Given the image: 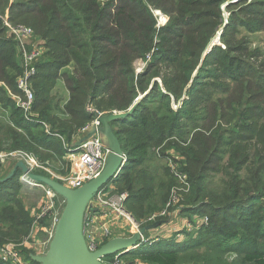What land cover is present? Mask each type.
<instances>
[{
    "label": "trees",
    "instance_id": "16d2710c",
    "mask_svg": "<svg viewBox=\"0 0 264 264\" xmlns=\"http://www.w3.org/2000/svg\"><path fill=\"white\" fill-rule=\"evenodd\" d=\"M223 2L0 0V14L29 24L46 48L32 80L35 101L27 116L6 89L19 92L23 69L18 42L6 36L0 18V82L6 85H0V99L11 113L9 123L0 121V150L50 151L58 145L55 152L66 154L73 137L95 117L86 112L87 102L100 111L127 112L144 95L130 115L111 123L128 161L106 186L127 193L126 208L137 221L161 210L176 183L164 162L166 153L160 149L163 156H158V148L180 154V167L191 183L184 211L190 220L206 215L210 221L196 237L141 244L135 255L149 264H264V213L256 210L258 198L264 197L263 163L249 150L254 137L264 144L259 126L264 120V54L248 38L264 31V0L229 4L226 25ZM153 9L169 17L168 23L158 26ZM222 26L223 44L203 59ZM242 30L248 35L240 36ZM138 60L147 62L141 72L135 67ZM59 81L69 93L65 104L53 92ZM257 152L264 153V146ZM222 173L227 175L212 187L211 175ZM21 174L18 168L0 178V201L21 206ZM216 217L233 233L225 234ZM3 219L2 232L18 226L14 219ZM0 264L19 263L0 258Z\"/></svg>",
    "mask_w": 264,
    "mask_h": 264
},
{
    "label": "built area",
    "instance_id": "2783aa9c",
    "mask_svg": "<svg viewBox=\"0 0 264 264\" xmlns=\"http://www.w3.org/2000/svg\"><path fill=\"white\" fill-rule=\"evenodd\" d=\"M0 18L3 21L6 33L9 36L14 37L19 43L22 55L23 70L17 80L19 92H12L9 88L8 91L11 98L16 102V105L28 116L33 110V104L35 101V91L33 89L32 80L38 72V63L46 51V48L44 46V41L36 35L33 27L13 23L8 15L3 16L0 14ZM100 125L101 123L97 117L94 120L89 121L83 127L81 136L92 126L98 128ZM157 151L159 153L160 149ZM109 153L110 150L102 144L99 132L84 141L79 147L74 149L70 148L68 155L72 158L73 169L70 176L66 178L63 184L66 183V186L76 189L97 177L103 171ZM12 154L13 153L6 155L0 153V158L4 161ZM159 156H161L160 153ZM165 160L168 161L171 173L179 181L180 185L174 186L171 189L166 207L161 212L150 215L146 222L155 223L162 221L163 217L173 218V220L179 218V215L184 208L182 205L184 194L191 190L189 176L180 167L179 158L175 157L174 160L169 154H166ZM22 161L27 164L31 171H34V168L37 169L39 167L36 158L31 155L26 154V159ZM125 164L126 162L124 161L123 165ZM21 177L24 179L23 181L27 182L26 186L37 187L35 185L36 182L31 179L28 174H24ZM40 186L44 190L46 198L37 214V221L43 220L47 217H54L56 220L59 216L57 210L58 195L44 184H40ZM107 192L106 187L100 190L91 200L85 213L84 236L91 252L97 251L104 243L111 240V227L109 224H112V221L124 218L131 224L133 231L136 232H140L142 227V223H139L133 215L125 209L124 202L126 200V195L110 197ZM102 215L105 216L106 221L101 225H98V219ZM58 220L59 219H57V222ZM185 220L188 221L185 222ZM185 220L180 221L182 223H177L173 228L174 233L176 232V237L179 240H183L188 234H191L190 232L199 230L203 228V226L208 225L210 221L209 217L206 215L194 216L193 220H190V218ZM98 229L99 233L97 232ZM141 238V244H148L157 241V239L151 238L149 235L146 237L144 234L141 235ZM0 258L4 261L27 264V262L23 260V256L17 248V245L13 243L5 244L0 247ZM101 261L104 264H143L138 261L132 262L130 260H125L121 256V253H116L111 258H103Z\"/></svg>",
    "mask_w": 264,
    "mask_h": 264
},
{
    "label": "rangeland",
    "instance_id": "374dc122",
    "mask_svg": "<svg viewBox=\"0 0 264 264\" xmlns=\"http://www.w3.org/2000/svg\"><path fill=\"white\" fill-rule=\"evenodd\" d=\"M230 1H233V0H224V2L222 3V16H223V23L225 25L228 23V21L230 19V15H231V10L228 8L229 4L226 5ZM249 1H251V0H249ZM235 2H238V1H235ZM235 2H233V3H235ZM153 12H154L155 16L157 17L158 26H162V25H165L168 23L169 17H167L165 14H163L160 10L153 9ZM22 24L29 25V24L24 23V22ZM224 28H225V26H224ZM222 29H223V26L216 32L215 36L210 41L209 45L215 39V37L220 33V31ZM222 32H223V30H222ZM244 35H248V34L246 33L245 30H242L240 36H244ZM6 36L12 37V36H9L8 34ZM12 38H14V37H12ZM248 38L251 40L252 48L260 50L264 54V31H260V32H257L255 34H249ZM219 43L221 45L223 44V43H221V39H220ZM17 48H18V57L22 63V55H21L19 43H18ZM207 49H208V47H207ZM146 65H147V62H145L143 60H138L135 63V67H136L137 72L143 71L144 68L146 67ZM158 82H160L162 84L161 78H158ZM0 85L6 86L2 82H0ZM6 89L8 90L7 86H6ZM53 92H54V94L58 93V96L62 99V102H64L63 104L68 102L69 93H68V91H67V89H66V87L62 81L58 82V84L56 85ZM8 94L10 96L9 91H8ZM2 101L0 99V121L9 123L11 120V119H9V117H11L10 109L5 111L3 109L4 104L2 103ZM174 107L177 108L178 105L175 104ZM85 109H86V112H89V113L97 112L100 115H107V116H110V115L114 114L115 112H118V113L123 112V111H112V112L100 111L96 108L95 105H93L89 102H87ZM85 125L86 124H84L82 127H84ZM259 126L261 128V132L263 131L262 136L264 137V120L259 122ZM75 128L77 131L79 126L75 125ZM47 130H49V129L47 128ZM81 131L77 132V134L73 137V140L75 137L79 138L81 136V134H82ZM174 141L175 140H173L172 142H174ZM249 142H250V149L249 150L252 153V157L253 158L259 157L260 158V164L263 163V167H262L261 172H260V177L262 178L263 181H262V184L260 185V187L264 188V153L261 152L262 154H260L257 152V149L263 148L264 144L261 142L260 137H254ZM57 147H58V145L53 146L50 151L46 150L44 148L1 149L0 153L6 154V155H9L10 153H13V154L10 155L9 157H7L4 161L0 158V178H6V177L11 176L15 172L14 170H15L16 165L19 162H22V160H25L26 154H28V155L35 157L38 164H39V167L37 169L34 168V171H32V172L38 173L40 175L48 176L54 180H57L61 183H64L66 178L68 176H70V174L72 172L73 161H72V158L70 157V155H68V153L60 154V153L55 152V151H58ZM164 148H165V146H164ZM166 148L167 149L164 151L162 148H158V149H161L162 152L169 154V156L174 158V160H175V157H178L179 159L181 158L179 153L175 152L173 149H170V147L169 148L166 147ZM72 149H74V148H72ZM159 153H160V151H159ZM159 153H158V156H159ZM161 156H163V155L161 154ZM126 157H127V155H126ZM127 161H128V158H127ZM164 162L169 167L168 161L165 160ZM169 170L171 172L170 167H169ZM24 174H26V173L22 172L21 176ZM241 174H242V177H244L246 175V172L243 171ZM226 175H227V173H222L220 175H211L209 182L212 183L211 184L212 187H216L219 184V182H221L225 178ZM23 180L24 179L22 177H20L21 194H22V197H20V200L22 201V204L20 207H17L13 204H10V203H5L3 201H0V239L4 240V242H2V240H0V247H2L5 244L13 243V244L17 245V248L19 249L20 253L23 256L27 255L30 258V257H32V255H44L49 250L50 243L53 240V237L55 234L57 219H59L61 217L67 201H66V198L58 195V204H57V210L59 213L58 218L55 220L54 217L53 218L47 217L43 220L37 221V214L40 211L43 202L45 201L46 194H45L44 190L42 189V187L40 186V184L35 183V185L37 187H32V186L29 187V186H26L27 182L23 181ZM178 185H180V183L176 179V183L174 186H178ZM72 189H74V188H72ZM107 193L109 194L110 197L121 196V195H126V197H127L126 192L113 193L112 191H108ZM188 193L184 194V198H183V202H182L183 203L182 205L185 207L189 206L188 196H187ZM169 196H170V193H169ZM257 201L259 202L257 205V209H256L257 213H264V197L258 198ZM167 202H168V200H167ZM167 202H166V204H167ZM166 204L161 210H159L155 213L161 212L166 207ZM186 204H188V205H186ZM124 206H125V209L127 210L125 202H124ZM185 207L182 209L181 214L179 215L180 217L178 218V219H181V221H183L185 219H189V215H187L184 211ZM208 211L210 212V209ZM128 212L131 213L130 211H128ZM153 214L154 213H152L150 215H153ZM104 215H106V214H104ZM4 216H7L8 218L14 219L16 222H18V226L16 227V229L14 231H12L10 233H8V230H5V232L1 231V228H3V221H4L3 217ZM149 216L148 217L147 216L142 217L141 221L138 220L139 223H142L141 228H143L147 225H150L152 223V222H146V220L149 218ZM120 220L125 221L126 223H129L124 218L120 219ZM170 221H173V218L163 217L161 224L159 226H163ZM187 221L188 220H185V222H187ZM216 221L218 222L219 226H222V228H224L226 230L225 234H226V232H228L229 234L233 233V230L231 228L228 229L224 225L222 217H216ZM201 229L194 230L193 232H190V233L196 237ZM97 232L99 233V229L97 230ZM149 232H150V230H148L145 233L146 237H148V235L150 234ZM116 233L124 234L126 232H124V231L120 230L119 228H116L113 226V229H111L110 238L112 237L111 239H113V236ZM130 233H131V236H129V237H132L134 234H136L138 232L133 231V228H132V232H130ZM130 233L127 232V234H125V235H129ZM9 234H11L12 236ZM174 236H176V234ZM165 238L163 236H157L155 239H157V241H160V240H164ZM169 238H174V237L171 236ZM177 240H179V239H177ZM157 241H153L151 243H148L147 246H152ZM143 248H144V246H143ZM140 249H142V248L140 245H138L135 248H132V250L121 254V256L125 260H130L132 262L138 261V262H141L143 264H149V263L139 259L135 255V253L138 252ZM234 257H235V255L232 254L229 258L232 259ZM27 264H30V262L28 261Z\"/></svg>",
    "mask_w": 264,
    "mask_h": 264
},
{
    "label": "water",
    "instance_id": "95a60500",
    "mask_svg": "<svg viewBox=\"0 0 264 264\" xmlns=\"http://www.w3.org/2000/svg\"><path fill=\"white\" fill-rule=\"evenodd\" d=\"M239 0H233L226 5ZM161 13V12H160ZM224 29V27H223ZM222 29V30H223ZM215 37V39L208 46V49L204 53V57L209 53L217 44H220L221 33ZM203 60L195 72V76L198 74L202 67ZM158 81V79H155ZM144 97L142 95L133 107L127 111L107 116L100 115L97 112H92L99 118L101 125L97 128L92 126L90 129L84 132L80 139L72 144L71 148L79 147L84 141L91 136L99 132L102 144L110 150V153L106 159V164L103 171L94 179L85 183L83 186L72 189L65 184L54 180L48 176L34 173L25 164V162H19L16 169H21L23 173L33 179L37 184H44L46 187L53 190L57 195L66 198V206L59 218L53 240L50 243L49 250L44 255H32V258L40 264H104L101 259L106 258L109 255L116 253H126L132 248L142 243L141 235L151 229L157 228L161 221L152 223L141 228L140 232L134 234L132 237H118L113 238L104 243L97 251L91 252L87 246V242L84 236V218L87 208L91 200L97 195V193L106 187L123 169L124 161L127 162L126 154L122 148L121 142L111 123L120 118H124L131 114L135 106ZM91 120V121H92ZM14 170V171H15Z\"/></svg>",
    "mask_w": 264,
    "mask_h": 264
},
{
    "label": "crops",
    "instance_id": "0c3cea01",
    "mask_svg": "<svg viewBox=\"0 0 264 264\" xmlns=\"http://www.w3.org/2000/svg\"><path fill=\"white\" fill-rule=\"evenodd\" d=\"M81 137V136H80ZM79 138H74L73 140V143L77 142ZM106 221L105 219V216H100L99 219H98V222L97 224L98 225H101L102 223H104ZM181 221V219H174L173 221L169 222L168 224H165L163 226H159L155 229H151L150 230V234H149V237L151 238H156L157 236H163L165 239H171L169 237L171 236H174L176 233H174V230L173 228L175 227V225H177V223H179ZM112 224H109V226L111 227V229H113V226L116 227V228H119L120 230L126 232L124 234H119V233H116L113 238H118V237H129L131 236V233L132 232V226L131 224L129 223H126L125 221H122L120 219H117L115 221H112L111 222ZM182 223V222H180ZM181 226V225H180ZM179 226V228H180ZM129 228V229H128ZM120 232V231H119ZM127 232H129L130 234L129 235H125L127 234ZM121 233V232H120Z\"/></svg>",
    "mask_w": 264,
    "mask_h": 264
},
{
    "label": "bare ground",
    "instance_id": "6f19581e",
    "mask_svg": "<svg viewBox=\"0 0 264 264\" xmlns=\"http://www.w3.org/2000/svg\"><path fill=\"white\" fill-rule=\"evenodd\" d=\"M165 16V15H164ZM161 17V16H160Z\"/></svg>",
    "mask_w": 264,
    "mask_h": 264
}]
</instances>
